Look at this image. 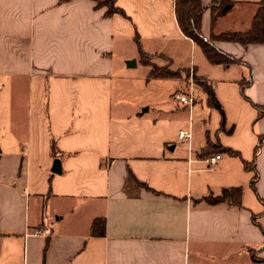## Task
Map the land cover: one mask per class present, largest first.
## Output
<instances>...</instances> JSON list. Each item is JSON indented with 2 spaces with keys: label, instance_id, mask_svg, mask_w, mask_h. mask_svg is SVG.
I'll return each mask as SVG.
<instances>
[{
  "label": "crops",
  "instance_id": "crops-1",
  "mask_svg": "<svg viewBox=\"0 0 264 264\" xmlns=\"http://www.w3.org/2000/svg\"><path fill=\"white\" fill-rule=\"evenodd\" d=\"M233 1L217 31L248 29L263 0ZM116 3L124 14L94 0H0V264H264V44L214 41L236 62L213 64L182 32L176 0ZM211 24L206 10L207 39ZM133 59L149 78L154 66L179 71L156 79L185 81L204 105L152 114L116 101L117 67ZM187 73L213 88L225 129ZM231 188L242 207L204 200Z\"/></svg>",
  "mask_w": 264,
  "mask_h": 264
},
{
  "label": "trees",
  "instance_id": "trees-1",
  "mask_svg": "<svg viewBox=\"0 0 264 264\" xmlns=\"http://www.w3.org/2000/svg\"><path fill=\"white\" fill-rule=\"evenodd\" d=\"M67 1V0H65ZM97 8H107L106 15L113 16L115 14H124L123 10L116 4L117 0H94ZM238 2L233 0H212L210 6L205 7L199 0H176V16L182 32L197 43L203 50L207 59L213 64H223L225 66L233 64L236 60L218 49L213 45L214 41H229L238 43L244 47L250 44H264V0L257 4L254 11L250 26L246 30L236 31H217V23L220 18L231 13ZM206 10L212 12V35L210 39L204 37L202 33V17ZM141 58L144 64L149 65L152 59L144 52L141 53ZM178 72L171 71L168 68H160L154 66L150 78H176ZM194 82L207 95V105L210 108L217 109L221 116V129L226 128L225 113L216 98L215 91L201 78L194 76ZM224 152L234 155L236 154L231 149H225ZM246 168H254L255 163L245 164ZM242 189L231 188L223 190L219 196L205 197L204 200L210 205L228 203L234 207H242ZM105 224L102 219L94 221L92 225V234L104 235Z\"/></svg>",
  "mask_w": 264,
  "mask_h": 264
},
{
  "label": "rangeland",
  "instance_id": "rangeland-1",
  "mask_svg": "<svg viewBox=\"0 0 264 264\" xmlns=\"http://www.w3.org/2000/svg\"><path fill=\"white\" fill-rule=\"evenodd\" d=\"M148 61L151 63L153 59L148 58ZM154 63L157 66L166 64L161 58L154 59ZM124 67L122 64L117 67V78H114L116 101L122 100L129 105H135L141 108V111L148 108L153 114L161 107L174 104L173 96L178 91L190 94V90H187L186 82L183 80L149 78L148 74L151 69L144 66L141 62H138L137 67L129 68L127 65L126 68ZM177 68L174 67L173 70H177ZM191 74H186L187 81L191 78ZM178 77H183V74L179 71L177 74ZM194 93V96L198 100V105H204L205 97L203 92L197 90V93Z\"/></svg>",
  "mask_w": 264,
  "mask_h": 264
},
{
  "label": "built area",
  "instance_id": "built-area-1",
  "mask_svg": "<svg viewBox=\"0 0 264 264\" xmlns=\"http://www.w3.org/2000/svg\"><path fill=\"white\" fill-rule=\"evenodd\" d=\"M190 81L192 84L194 83V75L193 74L190 78ZM173 99L176 103L183 105V106H186V107H190V108L193 107V105L195 103V96L191 90H190V94L177 92L173 96ZM179 138L182 141H190L192 139V133L190 131H183L182 130L179 133ZM221 159H222V155H220V154H217V155L210 157V159H209L210 168L216 166Z\"/></svg>",
  "mask_w": 264,
  "mask_h": 264
},
{
  "label": "water",
  "instance_id": "water-1",
  "mask_svg": "<svg viewBox=\"0 0 264 264\" xmlns=\"http://www.w3.org/2000/svg\"><path fill=\"white\" fill-rule=\"evenodd\" d=\"M127 66L128 67H135L136 66V61L135 60L128 61L127 62ZM145 110H148V109H145ZM53 172L57 173V174H60L62 172L60 160H56L54 162Z\"/></svg>",
  "mask_w": 264,
  "mask_h": 264
}]
</instances>
